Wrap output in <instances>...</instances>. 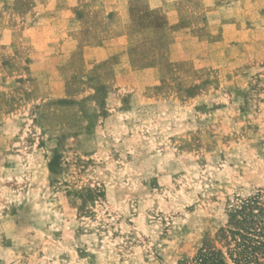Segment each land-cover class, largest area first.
<instances>
[{"label": "rangeland", "instance_id": "rangeland-1", "mask_svg": "<svg viewBox=\"0 0 264 264\" xmlns=\"http://www.w3.org/2000/svg\"><path fill=\"white\" fill-rule=\"evenodd\" d=\"M264 219V0H0V264H192Z\"/></svg>", "mask_w": 264, "mask_h": 264}, {"label": "trees", "instance_id": "trees-1", "mask_svg": "<svg viewBox=\"0 0 264 264\" xmlns=\"http://www.w3.org/2000/svg\"><path fill=\"white\" fill-rule=\"evenodd\" d=\"M239 228L231 231L228 254L233 264H264V219L251 214L237 222ZM192 264H225L220 253L204 251L198 254Z\"/></svg>", "mask_w": 264, "mask_h": 264}]
</instances>
